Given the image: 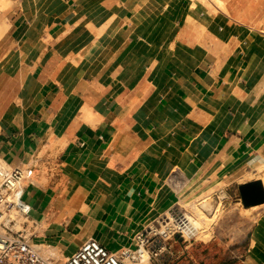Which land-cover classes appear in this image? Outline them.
Masks as SVG:
<instances>
[{"label": "crops", "instance_id": "1", "mask_svg": "<svg viewBox=\"0 0 264 264\" xmlns=\"http://www.w3.org/2000/svg\"><path fill=\"white\" fill-rule=\"evenodd\" d=\"M205 1L215 12L200 0L1 11L0 161L34 166L22 197L33 244L59 259L90 239L115 251L179 202L211 200L239 238L203 246L264 264V203L238 193L264 175V26L246 0ZM192 247L170 264H213Z\"/></svg>", "mask_w": 264, "mask_h": 264}, {"label": "built area", "instance_id": "2", "mask_svg": "<svg viewBox=\"0 0 264 264\" xmlns=\"http://www.w3.org/2000/svg\"><path fill=\"white\" fill-rule=\"evenodd\" d=\"M33 168L32 165H5L0 169V264H139L144 252L151 264H170L173 254L168 243L183 237L179 226L173 224L170 230L162 216L152 227L136 235L130 246L110 251L90 239L62 263L44 256L38 245L30 241L33 221L22 198L32 182ZM174 220L177 222L179 217Z\"/></svg>", "mask_w": 264, "mask_h": 264}, {"label": "rangeland", "instance_id": "3", "mask_svg": "<svg viewBox=\"0 0 264 264\" xmlns=\"http://www.w3.org/2000/svg\"><path fill=\"white\" fill-rule=\"evenodd\" d=\"M7 1L9 2V4L7 6L13 5L14 0H7ZM200 1H202L205 5H207L211 9V11L215 12L214 8L207 1H205V0H200ZM222 1H223L224 5L228 7L231 5H237L242 0H222ZM246 1H247V4L250 5V8H252L251 14L254 15V18H256V20L258 21V23H260L261 26H264V0H246ZM2 10H0V14H1ZM206 202L207 203L209 202L210 205L204 209L203 206L206 204ZM193 207L199 208L200 210H202V212L205 215H207L209 218H211V220L208 221V226L206 229V231L208 232V234H210L211 237H209V239L206 242H208L210 240L211 241L214 240V241L219 243L220 241L224 242V240H230V239L236 240L239 238L238 232L229 231V229H228V224H230L231 221L228 220V218L225 214L226 213L225 209L222 206H220V203L217 204L215 207V205L212 203L211 200H199V201H192V202H188V203L187 202H181V203L179 202L178 205H175V207L170 209L171 213L168 212L165 215L164 221L165 220L168 221L169 217H173L174 219L176 217H181L184 210L191 212V210L193 211ZM209 210H211V211L208 212ZM181 234H182L183 238L178 237L177 239L171 240L168 243L172 247V250L173 249L179 250L180 248H183V246L188 245L189 243H192L194 246L195 245L197 246V249L195 247L191 248L192 251H194V253H196V256H199L197 259H213V261H214L213 264H226L227 259H231L229 257L233 253L232 248H226V249L213 248L210 243H208V246H206V245L203 246V243H206V242L201 241V238L198 239L197 234L189 237L188 239H186V238L189 235H187L185 232H184V234H185L186 238L183 236V233H181ZM201 246L203 248H201ZM174 247H176V248H174ZM196 250L199 251L198 252L199 254L196 252ZM43 253L45 255L50 256V257H54L56 259H59L57 254L52 255L50 252H46V251H44ZM63 261L64 260L61 259L60 263H62Z\"/></svg>", "mask_w": 264, "mask_h": 264}, {"label": "bare ground", "instance_id": "4", "mask_svg": "<svg viewBox=\"0 0 264 264\" xmlns=\"http://www.w3.org/2000/svg\"><path fill=\"white\" fill-rule=\"evenodd\" d=\"M8 4H9V2L7 0H0V10L8 7L7 6ZM5 30H6L5 22L4 21H0V38L3 36ZM85 113H86V116L89 117L91 115L90 109L85 110ZM262 116H264V115H262ZM251 121H252V119H251ZM2 167H5V164L0 161V169ZM259 169H264V166H261ZM261 171H264V170H261ZM261 177H262V184H264V175H262ZM209 205H210V203L206 202V204L203 206L204 209L207 208ZM211 210H209L208 212H210ZM164 217H162L161 219H164ZM210 220H211V218H209L207 215H205L202 212V210H200L197 207H193V211L191 210V212H189L187 210H184V212L182 213V216L179 217V220L177 222H174L175 220L173 219V217H169L168 221L165 220L164 222H167V227H169L170 230H172L173 224H177L179 226V228L181 229V233H183L184 237H185L184 232L187 235H189L187 238L185 237L186 239H188L189 237L197 234L198 239L201 238V241L206 242L209 239V237H211L210 234H208V232L206 231L207 226H208V221H210ZM251 244H252V241H251ZM251 244H250V246H251ZM37 248L41 249L43 252L44 251L50 252L52 255L56 254V250H54V249H52V248H50L48 246H44L43 245V246H38ZM42 251H41V253L44 256L50 257L48 255H45ZM51 258H53V257H51ZM53 259H56V258H53ZM56 260H61V259H56ZM139 264H148V254H147V252H144L142 254V257L140 258Z\"/></svg>", "mask_w": 264, "mask_h": 264}, {"label": "water", "instance_id": "5", "mask_svg": "<svg viewBox=\"0 0 264 264\" xmlns=\"http://www.w3.org/2000/svg\"><path fill=\"white\" fill-rule=\"evenodd\" d=\"M240 201L248 208L264 203V186L260 181H254L238 187Z\"/></svg>", "mask_w": 264, "mask_h": 264}]
</instances>
